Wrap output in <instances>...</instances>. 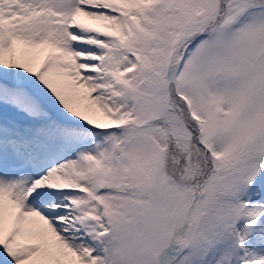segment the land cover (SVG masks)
Instances as JSON below:
<instances>
[{"label": "snow or ice", "instance_id": "1", "mask_svg": "<svg viewBox=\"0 0 264 264\" xmlns=\"http://www.w3.org/2000/svg\"><path fill=\"white\" fill-rule=\"evenodd\" d=\"M0 264H264V0H0Z\"/></svg>", "mask_w": 264, "mask_h": 264}]
</instances>
